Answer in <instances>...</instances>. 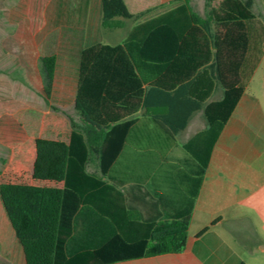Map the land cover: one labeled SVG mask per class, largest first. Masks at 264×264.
I'll return each mask as SVG.
<instances>
[{
    "label": "trees",
    "instance_id": "trees-1",
    "mask_svg": "<svg viewBox=\"0 0 264 264\" xmlns=\"http://www.w3.org/2000/svg\"><path fill=\"white\" fill-rule=\"evenodd\" d=\"M98 1L103 28L133 22L121 44L92 41L87 25L70 21V0L54 5L62 26L52 108L73 104L74 114L64 111L72 131L61 166L42 176L63 186L29 187V196L6 201L25 264L184 251L213 147L264 55L256 0H205L204 15L193 0L137 13L125 0ZM199 111L206 128L182 144L178 135ZM174 159L185 178L177 198L165 170ZM160 163L162 180L152 173ZM135 188L154 198L156 216L135 215Z\"/></svg>",
    "mask_w": 264,
    "mask_h": 264
},
{
    "label": "crops",
    "instance_id": "crops-1",
    "mask_svg": "<svg viewBox=\"0 0 264 264\" xmlns=\"http://www.w3.org/2000/svg\"><path fill=\"white\" fill-rule=\"evenodd\" d=\"M70 1L73 7L69 15L70 21L77 27L87 25L94 42L119 45L133 25L131 21L126 34L121 38L116 30L125 28V21L121 20L122 26L119 28H103L98 0ZM169 1L171 0H125L133 13ZM59 18L57 11L53 9L48 16L45 15V24L37 33L39 41L36 38L35 45L7 51L11 55L7 58L10 61L8 69L16 81L17 92L21 94L15 97H34L28 103H35L41 97L50 108L53 104L51 98L56 79L58 42L61 38L57 33L60 27H56L54 23ZM48 21H52L53 26L49 32H45ZM249 85L213 147L188 228L186 249L179 253L146 256L113 264H264V97L249 96ZM221 96V91L214 95L216 98ZM54 104L60 109L67 105L73 107V104ZM38 106L44 107L40 101ZM44 112L55 110L48 109ZM141 114L142 111L137 115ZM68 126L66 147L72 131L70 121ZM206 126L203 112H197L178 135V139L182 135L184 142L179 141L186 143ZM177 160L165 165L167 176L174 185L172 192H169L173 198L182 194L181 185L185 182L182 175L184 173L175 163ZM89 170H96L94 163ZM152 170L153 175L156 173V178L162 180L164 175L159 174L163 170L162 164H157ZM63 183V180H47L43 186L62 187ZM133 196L135 215H157L158 206L154 198L143 188H135ZM205 229L207 230L203 232ZM15 236L9 237L0 229V264H25L16 232Z\"/></svg>",
    "mask_w": 264,
    "mask_h": 264
},
{
    "label": "rangeland",
    "instance_id": "rangeland-1",
    "mask_svg": "<svg viewBox=\"0 0 264 264\" xmlns=\"http://www.w3.org/2000/svg\"><path fill=\"white\" fill-rule=\"evenodd\" d=\"M58 0H0V229L9 237H16L8 216L6 201L10 197H27L29 187H41L54 179L43 178L49 167L61 166L66 152L68 121L65 114H74L70 105L61 110L39 101L28 103L34 97H15L21 94L15 88V79L9 71L10 51L36 44L38 31ZM256 11L264 18V0H256ZM55 5V6H54ZM194 8L205 14V0H194ZM125 28L116 30L121 38L131 24L123 19ZM53 22H47L45 32ZM56 27L62 24L55 23ZM13 56V55H12ZM247 93L251 97H264V57ZM20 99V100H19ZM22 99V100H21ZM25 100V101H24ZM65 111V112H64ZM184 142L182 135L179 136Z\"/></svg>",
    "mask_w": 264,
    "mask_h": 264
}]
</instances>
